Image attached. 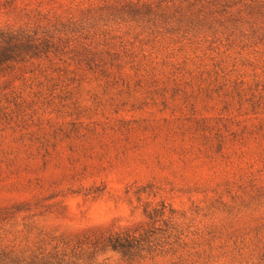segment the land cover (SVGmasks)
Wrapping results in <instances>:
<instances>
[{
    "label": "rangeland",
    "instance_id": "obj_1",
    "mask_svg": "<svg viewBox=\"0 0 264 264\" xmlns=\"http://www.w3.org/2000/svg\"><path fill=\"white\" fill-rule=\"evenodd\" d=\"M99 2L0 0V30ZM106 25L118 69L0 68L2 243L82 264H264V48ZM144 232L132 255L106 244Z\"/></svg>",
    "mask_w": 264,
    "mask_h": 264
},
{
    "label": "trees",
    "instance_id": "obj_2",
    "mask_svg": "<svg viewBox=\"0 0 264 264\" xmlns=\"http://www.w3.org/2000/svg\"><path fill=\"white\" fill-rule=\"evenodd\" d=\"M99 1L97 6L90 4L79 21L37 14L17 29L0 30V68L40 59L101 74L118 69L116 37L105 29L108 20H120L135 37L151 41L224 36L230 46L264 48V0ZM145 235L119 234L106 244L132 255ZM79 256L57 247L17 250L4 245L0 237V264H82Z\"/></svg>",
    "mask_w": 264,
    "mask_h": 264
}]
</instances>
